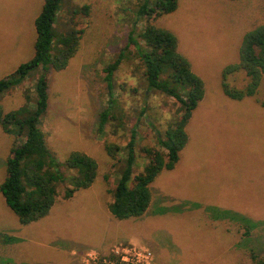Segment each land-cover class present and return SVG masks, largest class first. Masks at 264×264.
<instances>
[{
    "label": "rangeland",
    "instance_id": "rangeland-1",
    "mask_svg": "<svg viewBox=\"0 0 264 264\" xmlns=\"http://www.w3.org/2000/svg\"><path fill=\"white\" fill-rule=\"evenodd\" d=\"M139 1L62 0L54 31L61 35L74 27L80 40L64 69L47 72L48 106L41 127L66 180L58 184L49 212L27 224L19 222L0 194V264H83L85 249L115 238L105 249L92 250L108 253L118 243L144 245L155 264H254L252 254L264 257V106L256 101L264 86L236 100L220 84L223 68L238 60L243 35L264 23V0H178L173 12L154 20L176 37L177 51L203 81L205 103L185 126L187 142L174 168L162 170L150 183L148 209L125 219L108 209L124 154L111 159L104 143L124 146L135 123L133 170L140 173L147 158L139 147L157 145L156 131L162 133L176 116L174 98L145 89L141 62L129 52L113 73L126 128L114 133L108 124L104 135L97 131L107 99L103 66L125 46L131 26L120 17ZM43 2L0 0V79L33 57L34 20ZM83 5L89 6L88 14L72 13ZM38 75L32 72L2 93V110L28 114ZM229 82L240 87L245 77L239 72ZM142 108L145 113L139 116ZM12 144L13 136L0 129V183ZM72 151L93 157L98 170L89 188L64 199L74 172L62 165ZM238 215L257 225L234 220ZM72 249L76 254H70Z\"/></svg>",
    "mask_w": 264,
    "mask_h": 264
},
{
    "label": "trees",
    "instance_id": "trees-1",
    "mask_svg": "<svg viewBox=\"0 0 264 264\" xmlns=\"http://www.w3.org/2000/svg\"><path fill=\"white\" fill-rule=\"evenodd\" d=\"M177 1L140 0L127 14L131 17L121 16L120 19L131 26L126 44L112 61L103 66L107 99L106 106L98 115L97 131L101 135L106 133L108 124L113 125L114 133L126 128L113 73L129 57V52L141 62L145 89L159 91L174 98L177 103L175 118L167 123L162 133L156 131L157 145L139 147V152L147 158L142 172L134 173L133 170L137 158L135 123L130 127V136L124 146L104 143L111 159H116L121 152L124 154L119 177L112 191V202L108 205L110 213L117 219L140 216L148 209L151 200L149 185L162 170L174 168L187 142L185 126L204 96L203 81L192 71L188 60L177 51L174 34L154 23L161 15L173 12L177 8ZM61 2L44 0L34 20L36 39L33 57L0 79L1 95L19 85L30 73H39L34 85V108L28 114L22 116L17 110L5 112L0 106V129L13 136V144L6 158L5 176L0 183V194L22 224L44 217L56 201L58 184L66 180L62 168L47 146L46 135L41 127V118L48 106L47 72L49 69H64L76 53L80 40V31L74 27L56 35L53 23ZM88 10L89 6L83 5L72 13L86 15ZM239 72L245 77V84L240 87L229 82V78ZM220 84L224 94L236 100L254 96L260 86H264V23L243 35L238 60L223 68ZM256 101L264 106V93ZM145 110L142 108L139 116L144 115ZM62 166L74 172L69 185L63 190L64 199L71 198L79 189L90 187L98 170L95 159L81 151L70 152ZM104 178L107 180L108 177ZM233 219L244 221L250 227L257 225V222L251 223L239 215L236 218L233 216ZM252 258L254 264H264V257L252 254Z\"/></svg>",
    "mask_w": 264,
    "mask_h": 264
},
{
    "label": "built area",
    "instance_id": "built-area-1",
    "mask_svg": "<svg viewBox=\"0 0 264 264\" xmlns=\"http://www.w3.org/2000/svg\"><path fill=\"white\" fill-rule=\"evenodd\" d=\"M87 261L94 264H154L155 256L144 245L114 244L108 253L91 250L85 254Z\"/></svg>",
    "mask_w": 264,
    "mask_h": 264
},
{
    "label": "crops",
    "instance_id": "crops-1",
    "mask_svg": "<svg viewBox=\"0 0 264 264\" xmlns=\"http://www.w3.org/2000/svg\"><path fill=\"white\" fill-rule=\"evenodd\" d=\"M201 103H202V104L205 103L203 99H201V100L199 101V103H198L197 106H199ZM196 108H197V107H196ZM196 108H195V109H196ZM195 109H194V110H195ZM88 188H89V187H88ZM106 230H107V229H106ZM105 238H106V237H104V239H105ZM102 239H103V238H102ZM106 239H107V238H106ZM118 240H119L118 238H115V239H113V240H110V242H109L108 244H106V246H108L110 243L116 242V241H118ZM106 246H104L103 240H101L100 244H99L98 246H96V247H93V248H97V250H102V249H105ZM93 248L90 247V248H87V249L84 250L83 255H82V257H81V258H82V263H83V264H94V263L89 262V261H87V260L85 259V254H86L88 251H91ZM70 254H71V255L76 254L75 249H72L71 252H70ZM154 264H155V263H154Z\"/></svg>",
    "mask_w": 264,
    "mask_h": 264
}]
</instances>
